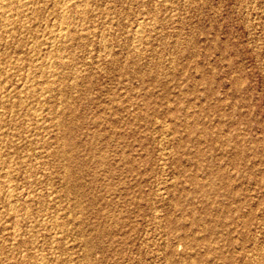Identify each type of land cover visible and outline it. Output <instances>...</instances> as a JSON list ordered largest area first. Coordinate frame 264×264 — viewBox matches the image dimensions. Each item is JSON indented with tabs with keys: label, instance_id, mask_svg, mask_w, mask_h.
I'll return each mask as SVG.
<instances>
[{
	"label": "rangeland",
	"instance_id": "374dc122",
	"mask_svg": "<svg viewBox=\"0 0 264 264\" xmlns=\"http://www.w3.org/2000/svg\"><path fill=\"white\" fill-rule=\"evenodd\" d=\"M51 1L34 41L60 28ZM91 1L39 53L53 93L4 111L0 264H264V0Z\"/></svg>",
	"mask_w": 264,
	"mask_h": 264
},
{
	"label": "bare ground",
	"instance_id": "6f19581e",
	"mask_svg": "<svg viewBox=\"0 0 264 264\" xmlns=\"http://www.w3.org/2000/svg\"><path fill=\"white\" fill-rule=\"evenodd\" d=\"M53 1V0H52ZM51 1V2H52ZM91 0H59L58 1H54L52 2L51 8L53 9L52 11L54 12L55 16H54V21H56L60 26L59 29H54L52 30L50 28V32L49 35H51V37L49 38V40L46 41V39L44 41H40L41 37H39V40H33L31 38L30 35L32 34H37L40 30V23L41 21L44 20L46 13L45 9L46 5L44 4V0H0V137H4L8 133L7 129H5L4 126L5 122L3 120V116H5L4 111H10L9 113H13V111L15 109H17L19 107V110L22 111V108L20 107V105H22V103L24 102L23 98L26 100H33V101H41L42 99H44L46 97V95L48 93H50L53 89H51L50 91V85L49 86H44L45 82L43 80V78H45L46 74L48 75L49 73H47L48 71L54 70L56 67L60 66L61 62L60 61H54L52 64L47 65L46 62H44V58H38L40 55V51L42 52L43 50H46L49 48V50L51 51H59V49L61 48V46L57 45V43H60L61 45L66 44L68 41H70L74 35H75V31L73 28L74 26L71 23V19L70 18H74V16L78 17V18H84L85 17H92L91 15L96 14L94 8H91L89 6V2ZM112 1V0H111ZM156 1V0H155ZM158 1V0H157ZM163 1V0H162ZM173 1V0H172ZM92 2V1H91ZM95 2V1H94ZM159 2V1H158ZM109 3V2H108ZM120 3V2H119ZM162 3V2H161ZM160 3V4H161ZM101 4V3H100ZM155 4V3H154ZM91 5V4H90ZM95 5V4H94ZM112 5V4H111ZM163 5V4H162ZM100 8V7H99ZM107 9V8H106ZM111 8H109L110 10ZM50 10V8H49ZM107 10V11H109ZM113 10V9H112ZM111 10V12H112ZM157 10V9H156ZM47 11V10H46ZM104 11V10H103ZM51 12V11H50ZM103 13V12H102ZM102 13H99V15H103ZM108 13V12H107ZM52 14V13H51ZM109 14V13H108ZM112 14V13H111ZM118 14V13H117ZM155 14V13H154ZM48 15V14H47ZM100 15V17H101ZM107 15V14H105ZM143 15V13H142ZM49 16V15H48ZM104 16V15H103ZM111 16V15H110ZM47 17V16H46ZM75 17V18H76ZM96 17V16H95ZM105 17V16H104ZM107 17V16H106ZM109 17V16H108ZM125 17V16H124ZM93 18V17H92ZM99 18V17H98ZM113 18V17H112ZM51 19V18H50ZM49 19V20H50ZM77 19V18H76ZM94 19V18H93ZM90 20V19H89ZM107 20V19H106ZM149 20V19H148ZM151 20V19H150ZM48 21V20H47ZM52 21V20H51ZM73 21V20H72ZM86 21V19L84 20ZM137 21V20H136ZM78 22V20H77ZM92 22V21H91ZM95 22V20H94ZM101 22V21H100ZM118 22V21H117ZM48 23V22H47ZM52 23V22H51ZM80 23V22H78ZM138 23V22H137ZM148 23V22H147ZM152 23V22H151ZM75 24V23H74ZM86 24V22H85ZM108 24V23H107ZM57 25V24H56ZM84 25V24H81ZM96 25V24H95ZM42 26V24H41ZM44 26V25H43ZM54 26V25H53ZM57 27V26H56ZM80 28L82 26H79ZM142 27V26H141ZM147 27V26H146ZM44 28V27H43ZM42 28V29H43ZM47 28V27H46ZM77 28V27H76ZM86 28V27H85ZM103 28V26H102ZM110 28V27H109ZM48 29V28H47ZM83 30V27L81 28ZM89 29V28H88ZM93 29V28H92ZM95 29V28H94ZM138 29V28H137ZM153 29V28H152ZM106 30V29H105ZM110 30V29H109ZM46 31L43 30V34ZM86 31V30H84ZM82 31V32H84ZM90 31V30H89ZM96 31V30H95ZM101 31V30H100ZM131 31V30H130ZM78 32H80L78 30ZM91 32V31H90ZM81 33V32H80ZM134 33V32H133ZM137 33V30H136ZM140 33V31H139ZM43 34L41 33V36H43ZM46 34V33H45ZM44 34V35H45ZM78 34V33H76ZM47 35V34H46ZM86 35H89L88 31L79 34V37H87ZM30 36V38L32 39V42L28 41V37ZM37 36V35H34ZM40 36V35H39ZM93 36V35H92ZM33 37V35H32ZM85 37L83 39H85ZM104 37V36H103ZM77 38V37H76ZM81 38L79 39V41H81ZM139 38V37H137ZM142 38V37H141ZM88 39V38H87ZM102 39V38H101ZM136 40V39H135ZM34 41V42H33ZM74 41V40H72ZM89 41V40H88ZM138 41V40H137ZM57 42V43H56ZM77 42V41H76ZM100 42V41H99ZM64 43V44H62ZM69 44V43H68ZM95 44V43H94ZM70 45V44H69ZM67 45V48L68 46ZM76 45V44H75ZM72 46V44H71ZM79 46V45H78ZM104 46V45H103ZM66 47V46H64ZM84 47V46H83ZM96 47V46H95ZM63 48V46H62ZM66 48V50H67ZM65 49V48H64ZM69 49V48H68ZM105 49V48H104ZM138 49V48H137ZM12 50L10 52L13 53V55L9 54L8 51ZM48 50V51H49ZM66 50L64 52H66ZM106 50V49H105ZM131 50V48H130ZM47 51V52H48ZM61 51V49H60ZM63 51V50H62ZM104 51V50H102ZM139 51V50H138ZM50 52V51H49ZM98 52V51H97ZM111 52V51H110ZM54 53V52H53ZM59 52H57L58 54ZM63 53V52H62ZM55 56L57 57L58 55H56V53H54ZM54 54H51L52 56H54ZM100 54V53H99ZM103 54V53H102ZM50 56V55H49ZM61 56V55H60ZM55 57V58H56ZM59 57V56H58ZM86 57V56H85ZM90 57V56H89ZM131 57V56H130ZM30 58H32L36 63L33 69H28L25 71L23 74H18L17 72L19 71V66L21 64L24 65V62L26 60H30ZM54 58V57H53ZM79 59V58H78ZM32 60V61H33ZM49 60V59H48ZM31 61V60H30ZM33 61V62H34ZM40 61V62H39ZM46 61V60H45ZM51 61V60H50ZM62 61V58H61ZM65 61V60H64ZM75 61V60H74ZM29 62V61H28ZM32 62V63H33ZM68 62V61H67ZM38 63V64H37ZM26 64V62H25ZM63 64V63H62ZM70 64V62L68 63ZM73 64V63H72ZM80 64V63H79ZM22 66V65H21ZM64 66V65H63ZM30 67V65H29ZM60 68V67H59ZM22 69V68H21ZM20 69V70H21ZM23 70V69H22ZM57 70V69H56ZM60 70V69H58ZM73 70V68H72ZM69 71V70H68ZM80 71V70H79ZM50 72V74H51ZM54 72V71H53ZM56 72V71H55ZM58 72V71H57ZM56 72V74H57ZM64 72V71H63ZM134 72V71H133ZM68 73V72H67ZM63 74V73H62ZM60 75V73H59ZM75 75V74H74ZM15 76L16 77V82L13 84V86H4V84L6 85V83H8V81L6 83L3 84L4 81H6V79H11L10 77ZM67 76V75H66ZM72 76V75H71ZM61 77V76H60ZM65 77V76H64ZM54 78V76L52 77ZM62 78V77H61ZM60 78V79H61ZM80 78V77H79ZM54 79H57L56 76ZM66 79V78H64ZM48 80H49V76H48ZM53 80V79H52ZM59 80V79H57ZM63 80V79H62ZM81 80V79H80ZM56 81V80H55ZM60 81V80H59ZM72 81L73 80V76H72ZM52 82V81H51ZM61 82V81H60ZM75 82V81H74ZM47 83V82H46ZM49 83V82H48ZM47 83V84H48ZM52 84V83H51ZM57 84V83H56ZM64 84V83H63ZM54 85V84H53ZM52 87H55L53 86ZM58 85V84H57ZM60 85V84H59ZM72 85V84H71ZM67 86V85H66ZM58 88V87H57ZM62 88V87H61ZM61 88H59V90H62ZM58 90V91H59ZM58 91H56L58 93ZM64 91V90H63ZM53 93V91H52ZM62 93V92H61ZM75 94V93H74ZM50 95V94H49ZM54 95V94H53ZM51 96V95H50ZM62 96V95H61ZM52 97V96H51ZM50 97V98H51ZM18 98V99H16ZM47 100V99H46ZM44 102V101H43ZM41 101V103H43ZM49 102V100H48ZM53 103V102H52ZM54 104V103H53ZM24 105V104H23ZM56 105V104H55ZM24 107V106H23ZM21 108V109H20ZM59 108V107H58ZM64 108V107H63ZM56 109V108H55ZM25 110V111H24ZM52 110V109H51ZM25 115L27 116H31L34 119H39L38 117H40L38 111H36V109L34 110L31 107L26 106L25 109H23ZM40 112V111H39ZM42 112V111H41ZM47 112V111H46ZM8 113V114H9ZM59 115V114H58ZM51 117V114L49 115ZM18 117V116H17ZM42 117V116H41ZM71 117V116H70ZM27 118V117H26ZM13 119V118H12ZM12 119H9L7 124L13 122ZM31 119V118H30ZM7 120V119H6ZM33 120V119H32ZM40 120V119H39ZM21 121V120H20ZM34 121V120H33ZM61 121V120H60ZM43 122V121H42ZM41 122V123H42ZM58 122V121H57ZM2 123H4L3 125H1ZM23 123V122H22ZM61 123V122H60ZM62 123H64V121H62ZM16 124V123H15ZM59 124V122H58ZM9 125V126H10ZM56 125L57 126H60ZM8 126V127H9ZM13 126V125H12ZM21 126V125H20ZM55 126V124H54ZM65 126V125H64ZM62 125L61 128H64L63 130H61V135H63V131H66V127H64ZM45 127V126H44ZM55 127V129H56ZM28 128V127H27ZM36 128V127H35ZM59 131V128L57 129ZM55 132V131H54ZM70 132V129L68 130V133ZM14 133V132H13ZM28 133V132H27ZM58 133V132H57ZM63 133V134H62ZM8 136V135H7ZM6 136V137H7ZM64 136V135H63ZM66 136V135H65ZM14 138V137H12ZM64 138V137H63ZM68 138V137H67ZM5 140L8 138H4ZM42 139V137H41ZM3 140V139H2ZM4 140V141H5ZM66 140V139H64ZM8 141V140H7ZM6 141V142H7ZM15 141V140H14ZM63 141V140H62ZM67 141V140H66ZM17 142V141H16ZM38 142V141H37ZM68 142V141H67ZM70 142V140H69ZM68 142V143H69ZM5 143V142H4ZM3 143V144H4ZM9 143V142H8ZM6 143V144H8ZM63 142V146H64ZM1 142H0V147H1ZM2 144V145H3ZM10 144V143H9ZM43 144V143H42ZM45 144V143H44ZM11 145V144H10ZM69 145V144H68ZM67 143L65 145L68 146ZM9 146V145H8ZM43 146V145H42ZM4 147V146H3ZM9 147H13V146H9ZM38 147V146H37ZM41 147V146H40ZM64 149H67V147ZM15 148V147H13ZM60 148V147H59ZM69 148V147H68ZM2 149V147H1ZM6 149V148H5ZM17 149V148H16ZM16 149L14 151H16ZM24 149V148H23ZM41 149V148H40ZM58 149V148H57ZM63 149V147H62ZM61 150V149H60ZM68 150V149H67ZM66 150V151H67ZM1 151V150H0ZM3 151V150H2ZM7 151V150H6ZM28 151V150H27ZM34 151V150H33ZM37 151V150H36ZM9 152V151H7ZM11 152V151H10ZM17 152V151H16ZM53 152V151H52ZM59 152V150H58ZM65 150H63V153L61 151V156L64 155ZM68 152V151H67ZM12 153V152H11ZM54 153V152H53ZM56 153V152H55ZM54 153V156H55ZM13 154H15L13 152ZM23 154V153H22ZM59 154V153H58ZM67 154V153H66ZM65 154V155H66ZM3 155V154H2ZM6 155V154H5ZM11 156V154H9ZM28 155V154H27ZM68 155V154H67ZM7 156V155H6ZM17 156V155H14ZM69 156V155H68ZM1 157V154H0ZM59 157V156H58ZM65 157V156H63ZM3 158V157H2ZM5 158V157H4ZM16 158V157H15ZM23 158V157H22ZM68 158V157H67ZM5 159H1L0 158V198L3 197L7 202V204H2L1 206V210H4V212L9 213H13L14 211V203H13V188L11 185V180L13 178V172L12 170L9 169L8 166H10L11 161H8ZM12 159V157L10 158ZM9 159V160H10ZM47 159V158H46ZM58 159V158H57ZM60 159V157H59ZM63 159V158H62ZM21 160V159H20ZM39 160V159H38ZM64 160V159H63ZM68 160V159H66ZM71 160V159H70ZM39 162V161H38ZM65 162V161H64ZM68 162V161H67ZM15 163V160H14ZM31 163V162H30ZM17 164V163H15ZM19 164V163H18ZM28 164V163H27ZM39 164V163H38ZM44 164V163H43ZM7 165V166H6ZM14 165V164H13ZM68 165V163H67ZM19 167V166H18ZM11 168V166H10ZM13 168V167H12ZM64 169V168H63ZM68 169V168H67ZM69 170V169H68ZM67 170V171H68ZM32 171V170H31ZM52 171V170H51ZM65 171V170H64ZM67 171H65L67 173ZM69 172V171H68ZM27 173V172H26ZM56 174V173H55ZM62 174V173H61ZM65 174V173H64ZM68 174V173H67ZM63 176V175H62ZM71 178V176H69ZM24 178V177H23ZM14 179V178H13ZM46 179V178H44ZM65 179V178H64ZM68 179V176L67 178ZM192 179V178H191ZM198 180V179H197ZM197 180L195 182H197ZM49 181V180H48ZM67 181V180H66ZM70 181V180H69ZM68 181V182H69ZM193 181V182H194ZM67 183V182H66ZM11 184V185H10ZM49 184V182H48ZM197 183H195L196 185ZM21 185V184H20ZM3 188V189H2ZM23 190H25L23 188ZM18 196V195H17ZM20 198V197H18ZM3 199V200H4ZM2 200V199H1ZM45 200V199H44ZM2 202V201H0ZM20 202V201H19ZM28 203V202H27ZM46 203V202H44ZM1 204V203H0ZM19 206V205H18ZM23 206V204H22ZM21 208V207H20ZM0 210V211H1ZM19 211V210H18ZM22 217V215H21ZM31 218V217H30ZM1 219V217H0ZM14 219V218H13ZM37 219V218H36ZM3 220V219H2ZM29 220V219H28ZM27 220V221H28ZM1 221V220H0ZM24 222V221H23ZM40 222V221H39ZM47 222V220H46ZM2 223V221H1ZM43 223V222H42ZM54 225V222H52ZM42 224H40L41 226ZM64 226V225H63ZM19 227V226H18ZM21 228V226H20ZM29 228V227H28ZM31 228V227H30ZM55 228V227H54ZM58 228V227H57ZM44 229V228H43ZM56 229V228H55ZM21 230V229H20ZM68 230V229H67ZM45 231V230H44ZM62 231V229H61ZM27 232V231H26ZM67 232V231H66ZM16 234V233H15ZM26 234V233H25ZM28 235V234H27ZM26 235V236H27ZM54 236V235H53ZM18 237V236H17ZM16 237V238H17ZM28 237V236H27ZM50 237V236H49ZM186 237H189L188 235H186ZM25 238V237H24ZM33 238V237H32ZM199 238V237H198ZM27 239V238H26ZM34 242V241H33ZM42 242V241H41ZM55 242V241H53ZM62 242V241H61ZM24 243V241H23ZM30 243V242H29ZM35 243V242H34ZM64 243V242H63ZM28 244V243H27ZM37 244V243H36ZM60 245V243H58ZM62 244V243H61ZM38 246V245H37ZM10 247V246H9ZM40 247V246H39ZM59 247V246H58ZM63 247V246H62ZM51 248V247H50ZM208 248V246H207ZM24 249V247H23ZM14 250V249H13ZM1 251V250H0ZM13 252V251H11ZM8 254V253H7ZM11 255V254H10ZM54 255V254H53ZM41 256V255H40ZM3 257V256H2ZM8 257V256H7ZM11 257V256H10ZM38 257V256H37ZM55 257V256H54ZM12 259V257L10 258ZM46 259V258H45ZM20 260V259H19ZM188 260V259H187ZM22 261V260H21ZM42 261V260H41ZM16 262V260H15ZM40 262V261H39ZM184 262V261H183ZM24 263V262H23ZM43 263V262H42ZM185 263V262H184ZM182 263V264H184ZM230 264V263H229Z\"/></svg>",
	"mask_w": 264,
	"mask_h": 264
}]
</instances>
